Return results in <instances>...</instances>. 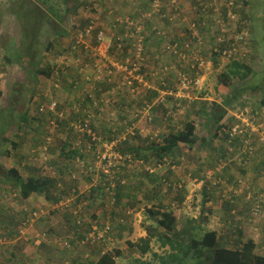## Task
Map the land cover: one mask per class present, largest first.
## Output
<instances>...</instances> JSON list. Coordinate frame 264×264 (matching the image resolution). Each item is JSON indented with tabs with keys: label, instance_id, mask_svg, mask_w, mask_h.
Returning <instances> with one entry per match:
<instances>
[{
	"label": "rangeland",
	"instance_id": "rangeland-1",
	"mask_svg": "<svg viewBox=\"0 0 264 264\" xmlns=\"http://www.w3.org/2000/svg\"><path fill=\"white\" fill-rule=\"evenodd\" d=\"M51 1L56 11L64 14L66 6L70 11L64 15L65 18L58 34H53V31L46 24L41 26L42 53L39 59L40 66L41 68H52L54 74H52L51 78H47L42 75L36 76L31 72L32 70L28 71L26 66L7 63L6 58L11 52L16 53L18 51L23 40L21 23L14 12L17 5H20V0H0V82L3 93L0 97V264H60L62 261L71 258L72 260L75 259L76 256L73 253L84 250L74 247L55 249L56 246L54 244L52 248H45L38 245L37 241H40L39 239L43 235H47L46 231L48 233L50 231L53 232L63 239L62 241L66 240L67 236L71 237L70 235L73 232L68 224H71V222L78 223V220H81V223L108 221L116 227V234L113 238L114 243L109 251H119L121 253V256L116 258L117 264H144V262L154 264V258H151V253L148 256H143L137 246L146 227L153 225V221L147 211L154 210V189L158 190L155 198L157 196L158 199H162L161 201L166 199L168 203L170 200L173 201V197L178 196L177 194L184 197V194L187 195V192L190 193L189 191H191L192 198L188 204L183 205L180 202L173 201L176 203L174 208L180 213L179 219L181 221L186 222V220H189L191 224H193V221L210 222L209 216L212 215L214 217L215 215L217 220L214 219L216 223H213V226L220 235L229 230L231 226L233 227L232 222L235 221L236 227L243 229L245 241L253 239L259 246L258 253L263 254L264 248H260V244H263L264 241V199L262 201L263 214L255 217L251 212L254 199L247 197L248 203L243 191L240 189L234 193L237 198H233L229 209L220 208L221 200L215 203H212V200L204 201L201 190L208 184L209 189L217 191L218 184H216V181L220 182L219 179L215 180L214 178L215 173L221 172L217 170V165L220 162L215 157L224 153H219L220 155L213 154L211 146L217 152H219L218 149H221V151L226 149L228 153L227 134H219L218 139H214L215 123L210 124L208 117L205 115L210 113V111H216L213 110L215 103H223L226 97H231L233 94L237 95V93L240 95L242 92V95L237 100L233 98V106L229 108L235 113V117L228 116L223 123L228 128L235 127L239 123L237 116L240 113V109L248 107L250 111L259 113L256 123L259 130L260 126L262 127L264 133V106H261V102L264 100V0H223V4L227 6L230 12L226 19L220 14V10L217 13L212 11L208 14V21L211 24L214 23L215 27L220 30L222 25V29L226 31V34L229 33L232 38L237 37L240 24H243L249 30L244 31L247 35L242 44L241 53L236 59L241 64L244 63L250 67L251 73L248 74L245 80L232 79L233 88L223 86L219 83V77L228 70L229 61L221 58L220 61L218 60L220 66L214 68L210 59V49H208V46H203L202 53L206 65L200 71V74L204 77V82L202 90L193 94L195 99L193 103H200L198 106L201 110H206V112L202 114L201 110L197 112L191 110V117L188 116V118L196 117L197 123L198 121L200 122L198 124L200 129L197 131L198 138L201 139L206 135V137L209 136L207 140L213 138V143L208 146L210 149L202 147L200 150L191 151L189 148H185L183 154L176 159L179 165H172L171 167L166 165L164 166L165 170H161L155 175L157 176L156 178H164L166 176L167 180L171 178V175L173 176L172 183L168 180L165 185L162 181L160 186L154 184V172L150 174L146 171V167H151L153 170L156 169L154 168L156 166L154 165L153 156L146 151V147L154 143V135L161 133V135L167 136L169 134L170 131L164 129L166 122H168L164 121L165 114L169 113V116H173L172 124L175 132L183 130L185 126L183 123L186 121H177V119L179 115L182 116L185 112H188L192 105H189L188 101L178 105L175 99L170 98L167 108H162L163 106L160 108L156 107L158 109L154 117V109L152 113H146L142 109V106L148 101H151V103L154 101L152 92L143 88L136 90L134 93L131 92L128 87L121 84L123 83V77L119 73H115V83H110L108 76H106L105 65L102 63L98 65V62L92 56L91 50L83 51L80 49L78 53H74L72 50L76 35L75 29L83 28L89 19L97 18L98 26L104 31L107 40L115 44L112 38L113 33L116 35L122 34V32L123 35L126 34L125 27L123 28L124 31L120 30L119 27L115 28L116 20L132 16L137 21L140 19V12L151 14L150 10H152L153 1L78 0L76 3L69 1L67 5H63L62 0ZM205 1L209 2L210 0ZM199 2H202V0H180L179 10L181 8L182 10L188 9L181 14L179 13L180 16H178L169 11L171 8L169 6L170 2L164 0L162 2L163 10L165 9L167 11L166 14L169 16L175 15V21L154 17L153 15L151 17L152 20L148 21L144 26L143 35L146 39V45L144 46L145 61L142 64V68L144 75L148 78L150 77L153 84L159 76H152L151 73L154 72L158 75L167 73L164 69L165 67H169V70L172 68V72L182 68L191 77L197 76L196 70L192 71L191 69V66L195 65L196 62L189 60L181 63L170 56L165 51V47L173 40L184 42L185 39L186 41L189 39V34L193 32L188 31L195 23L193 21L194 18H197L192 12H195L194 7ZM74 4L79 6L77 10H74ZM223 4L220 6L222 7ZM93 7H96L97 11L92 9ZM47 11L46 7L41 8V12L44 13L45 17L47 15L46 20L57 19L50 11L49 13L51 14H47ZM156 26L161 30L163 36L158 35L154 31ZM215 27L208 28L207 25L203 33H201V29L198 31V35L204 43L217 35ZM195 35L197 36V34ZM49 43L53 47L47 50ZM88 43L90 47H95L96 38L90 39ZM126 51V53H134V48L127 45ZM111 56L117 58L118 54L116 52L111 53ZM190 56L191 59L195 58L191 53ZM95 64L98 66L95 67ZM61 72L63 74L58 77L60 79L65 77L67 83H64L65 86H61V89H57L54 77L56 73L60 74ZM244 72L246 71L243 70L242 73ZM168 76L173 77L172 87L174 86L173 89H175L177 81L174 74L167 73ZM157 82L156 85L160 87L162 82ZM73 85H76V88L73 89ZM257 87H261L263 90L257 91ZM70 90L75 96L73 113L70 114V110H68L69 113L65 112L62 120L67 122V124L64 127L57 126L53 128L54 125L58 124L59 120H62L55 121L56 116L49 115V113H41L40 109L42 106L56 101L54 98L55 93L63 91L62 96H66L71 93ZM233 90L236 92L233 93ZM121 97L122 101H127L130 106H133L134 111H132V114H139L140 111L142 118L140 128H129L130 122L128 119L124 120L127 116L123 112L120 114V111H118L116 101H120ZM62 101L59 102L67 109L69 107L65 103L67 98L63 97ZM205 105L209 107L206 108ZM23 115H26L29 121L22 122ZM83 117L90 121L94 134L100 138L98 145L88 141L87 132L73 129V126L75 127ZM101 118H110L113 121L112 124L114 126L110 131L114 135L103 130L104 128L101 127L103 120ZM52 122L54 125H52ZM121 130H124L123 134L120 132ZM135 131L140 134L135 136ZM48 137L51 138V142L48 145V149H44L45 144H42V140L46 142ZM112 137H121L122 141L130 140L129 145L139 149L142 154L150 155V161L142 164L130 152L135 162L118 163L115 173L112 170L109 176H105L99 168L94 173L87 172L82 174L75 163L77 158L67 161L62 155L64 143L67 141L78 147L79 150H86L81 155L86 168V165H91L93 162V154L91 153L93 149L88 150V147L93 146L94 149L97 147V151L104 152L105 145L109 146L111 143L108 144L103 139ZM160 139L158 138L159 142L157 143L162 142ZM258 139L260 138H257L259 142ZM256 144L254 140V145L257 148L256 154L252 159L254 161L252 162L251 160L244 170L235 164L232 165L233 170L226 178V181L230 177L236 178L234 182L242 181L241 187L245 186V188H250L254 192L264 188V145H258L257 142ZM186 149H189L188 152ZM205 151L209 152L206 156L203 154ZM182 157L184 160H182ZM221 161L225 162V159L222 157ZM10 168H17L24 179H28L30 176L54 179L59 188V191L57 189L53 190L54 195L55 193L57 194V197H54L59 199V204L54 202L55 199L49 201L44 196L39 195H33L28 200L22 199L19 188L14 189L13 187L14 183L10 187L9 185L5 186V182L3 183L5 178L2 175L5 174L4 171ZM38 168L41 169L40 174L37 170ZM69 169L77 173L75 179L70 176ZM233 171L234 173L236 172V177L233 175ZM170 173L171 175H169ZM209 175L212 177L211 180H207ZM194 180H207L206 183H208H205L206 185L203 187L197 188ZM221 182L224 183L223 180ZM233 184L232 182L225 185L231 188ZM111 185L115 186L112 191ZM108 186H110L109 191L105 190ZM96 187L97 189L95 190L101 189L97 193L93 189ZM119 187H122L121 190L123 191L129 190V192L123 195L121 205L117 206V196H119L117 191ZM73 188L76 191L75 194L74 191L71 192ZM229 188L225 187L226 191ZM114 195L115 201L113 200ZM133 195L134 199H131L130 196ZM76 211L77 214H75ZM128 212L131 213L129 214ZM33 213L37 214L36 219L30 218L31 221L26 222L27 225H21V221L24 218L28 219ZM9 215L16 218L13 223H10L9 220L7 221V216ZM233 215H235V218ZM242 217H246V219ZM122 219L127 222L125 225L127 228L126 230L121 229V235H118V230L123 227L119 228V225L122 224ZM66 221L69 222L67 223ZM138 227L141 228V231L137 230ZM208 227L209 230L213 229L210 225ZM208 227H203V229L207 230ZM85 228L86 226L77 235L81 233L88 234L89 232H86L87 229ZM19 230L20 233H18ZM6 231L13 233L12 239H4L3 236ZM155 247H157V243ZM88 250L94 257V259H91L96 260L97 257L94 254L96 250L94 248L86 249V251Z\"/></svg>",
	"mask_w": 264,
	"mask_h": 264
},
{
	"label": "trees",
	"instance_id": "trees-1",
	"mask_svg": "<svg viewBox=\"0 0 264 264\" xmlns=\"http://www.w3.org/2000/svg\"><path fill=\"white\" fill-rule=\"evenodd\" d=\"M62 1H63L62 2L63 5H67L69 1L76 3L78 0H62ZM150 1L152 2L153 0ZM22 2L25 4L22 5L23 4ZM221 4H223V0H210L209 2L202 0V2L196 3V6L194 7L195 12H192V14L195 15V17L197 18H194L193 21H195V23H201L206 21L208 28L215 27L214 23L211 24L208 21L209 19H207V16L208 14H210V12L214 11L215 9H219L221 11L220 14L223 15L224 18L226 19L229 14V9L227 8V6H225V4H223V6L221 7L220 6ZM201 5H203L205 8ZM42 7H46L48 9L47 14L52 13L57 19L55 20L53 18L51 20L50 19L46 20L47 15L45 17L44 13L41 12ZM78 8L79 6L76 5L74 10H77ZM92 9H95L97 11L96 7H93ZM186 10H187L186 8L183 10L181 8L179 10V13H183ZM49 11L51 13H49ZM69 11L70 9L67 6L64 14H62L59 11H56L55 6L53 5L51 0H20V5H17V8L14 12L19 18L21 23L23 40L21 41L18 51L16 53L11 52L10 55L6 58L7 63L9 64L15 63L26 66L27 70L28 71L32 70L31 72L34 73L36 76L42 75L47 78H51L53 74V69L50 67L41 68L39 61L42 53V49H41L42 43L40 36V32L42 31L41 26L42 24L43 25L46 24L51 29V31H53V34H58L59 29L61 28L65 18L64 15L66 13H69ZM163 12L165 14L167 13L165 9L163 10ZM95 22H97V18L93 17L92 19H89L87 24L79 30H83L87 28L90 24ZM216 29H217L216 31L217 35L215 37H211L212 39L215 40L218 36L220 37L222 36L221 30L218 28ZM75 30L77 31V29ZM245 30L249 31L246 28V26L240 24L237 31L238 35H240ZM201 33H203V31ZM212 39L206 41L204 44V47L208 46V49H210L209 52L212 51L211 50L212 48L214 49V44H213L214 42L212 41ZM185 41L186 39L184 40V42L173 40L170 42V44L174 45L175 43H178L180 51H184ZM226 45L228 46L229 43H226ZM51 47H53V45L49 43L46 49L50 50ZM210 59L213 62L214 68L220 66L218 60L219 61L221 60V55L214 52V55L211 56ZM227 66L229 68L227 71L221 74V76L219 77L220 80L219 83L228 88H233L232 86L233 84L231 83L232 79L238 78L239 80H245L247 79L248 74L251 73L250 67H248L244 63L241 64L235 58H232ZM243 70L246 72L242 73ZM170 74H174L176 79V73H170ZM161 76L163 77V75ZM165 76H166V80H168L167 75ZM157 88H162V85ZM256 90L262 91L263 88L257 87ZM236 91H238V89H236ZM236 91L233 90V93H235ZM150 92H152L151 93L152 95L155 94L154 96V100H155L158 97L160 91H155V92L150 91ZM240 95H242V92L240 93ZM240 95H238V93L237 95L233 94L231 97H226V99L223 100V103H215V104L213 103L214 104L213 110L216 111L213 112L210 111V113L205 114L210 120L209 121L210 124L215 123V128H216L215 137H218L219 134L223 135L225 133L224 130L228 129V126L222 124V121L227 116L229 108L233 106L234 103L233 98L237 100L240 97ZM1 96H2V92H1V82H0V97ZM205 106L206 108L209 107L208 105ZM261 106H264V100L261 102ZM200 112L204 114L205 110L202 109ZM252 112L253 114L256 115L257 118L259 113L257 111L255 112L252 111ZM167 117H168L167 121L169 122V124L172 125L173 116L167 115ZM27 121H29V118L26 115H23L22 122H27ZM196 133H197L196 124L194 122H189L184 126V129L180 131L178 130L175 132V130L172 129L171 127V131L167 136L154 135V140H153L154 143H152L151 145H147L146 147V151L148 153H151L150 155L153 156L152 158L154 159L155 162L154 165L156 166L154 167L156 168L153 176L154 184H158L160 186L162 181L163 184H165V182H168L166 176L164 178L162 177L156 178L157 176H155L161 170H165L164 167L166 166L164 162L166 160L165 158H167V160L171 162L170 167L172 165H179V162H177L176 159L180 157L181 154H183V150H185V147L193 151V150H200L202 147L205 148L206 146H209L210 143H213V138L207 140L208 141L207 142L205 139L204 140L199 139ZM158 138L159 139L161 138L160 140L162 142L157 143L159 142ZM227 138L229 140L228 135ZM110 140H112V138L106 139V141H110ZM42 141H43L42 144H46L44 140ZM88 141H91V139L88 138ZM129 142L130 141L120 144L119 149L117 150L122 154H127L128 152L129 153L131 152V154L135 156L136 160L142 159L143 162L148 163L151 159L150 155L142 154L139 149L131 147L129 145ZM72 146H73L72 143L68 141L64 143L62 149L63 151L62 155L66 158L67 161L73 159V157H75L77 154H80L79 150L75 151V149H71ZM66 150L68 152H66ZM213 154H219V152L216 151L213 152ZM229 156L230 154L227 153L225 149L223 155H220L215 158L218 162H221L222 157L226 160V158H229ZM234 164L235 163L232 162L227 167L222 169L220 173L214 174L215 180L219 179L220 180L219 184H222L224 186L220 187V190L213 191L214 193H211L210 195H208V192H206V196H208L206 197V201H209L210 198L212 199V197H215L217 199H215L214 202H217L218 200L219 201L223 200L224 202L227 203L225 205L223 203L222 206L225 207L224 209H229L233 198L236 197V195L234 194L235 191L237 192V190L240 189L241 191H243L244 195H248L247 189L244 187L241 188L239 181L233 182L234 184L233 187H231V189L229 188V186H226L224 183L221 182V180L223 181L227 180L226 178L229 175V173L232 172L233 170L232 165ZM235 165L239 166L237 164ZM239 167L242 168L243 170L246 168V166H239ZM37 170L39 171L40 174L41 169L38 168ZM243 170H241L242 173H244ZM167 171L169 172V170ZM69 172H70V176H72L73 173H71L70 169ZM4 173L5 174L2 175V177L5 178L6 180L5 181L2 179L3 183L5 182L4 185L5 186L9 185L10 187L12 183H14L13 187L14 189L19 188L20 196L22 197V199L28 200L33 195H39V196H44L49 201L55 199L54 202L59 204L58 203L59 199L54 197V196L57 197V194L55 193L54 195L53 190L57 189L59 191V188L57 187V182L54 179H48L46 177H36V176H31L28 179H24L17 168H10L7 171H4ZM226 183L231 184L232 182L226 181ZM225 187L229 188L228 191H226ZM121 188L122 187H119V189ZM207 188H208V184L204 186L202 190L203 191L207 190ZM93 189L95 190L97 188H93ZM100 190H95V193L99 192ZM73 191H75L74 188L71 190V192ZM118 194L120 196L122 195L119 191ZM177 195L178 196H176L173 199V201H176L177 203L180 202L183 204L182 196L180 194ZM120 196H117V200H118L117 206L119 205L120 202V198H121ZM130 197L134 198V196H130ZM260 197H261L260 192H256L253 195L255 202H257L260 199ZM161 200L162 199H158L157 197L156 203L154 205V210L147 211L149 217L153 221V225L146 227V232L148 235L146 238L141 239L140 243L137 245L141 255L146 256L148 253L152 251L151 243L154 241L155 243L160 244L161 247L163 248L169 247L170 250V253L165 257H157L156 255H154L155 259H158V261H160V264H264V250H263V254L258 253L259 246L253 239H248L247 241H245L243 229H241L238 226L236 227L235 221L232 222L233 227L231 226L229 230L225 231L223 234L220 235L216 231L209 230L207 224L208 222L193 221V224H191L189 220H187L186 222L181 221L179 219L180 213L177 211V209L174 208L176 206V203L173 202L172 200H170L169 203L168 202L164 203ZM35 213H33L30 217H28V219L24 218L23 221H21V225L22 224L24 225L26 222H28L30 218L33 219ZM234 216L235 215H233V217ZM8 220L10 223H13V220H16V218L13 217L12 215H9L7 216V221ZM69 226L73 230L72 234L70 235L71 237L67 236L66 239L67 241H69V246L84 250L85 247H81L77 245L84 238L82 233L80 235H77V233L79 231H82V229L76 224V222H74V224H69ZM203 227L204 228L208 227V229L204 230ZM5 233L6 234H4L3 236L4 239H12L13 233H8V231H6ZM18 233H20V230ZM46 234L47 235L45 237H40L39 239L41 241L40 244L41 247L43 246L45 248H52L54 244L56 246L55 249H62L56 243L55 240L56 238H58L59 240H63V239L59 238L56 234H54L51 231L49 233L46 231ZM260 245H261L260 248L262 247L264 248V241L263 244ZM94 249L96 250V253L94 254H96L97 258L96 260H93V262L88 264H117L116 258L121 256V253L119 251H107V253L103 255L102 254L103 246L101 245L95 246ZM77 252L82 254L81 259L83 260H90L91 258H94L92 256H90V258L85 257L84 255L85 251H77ZM75 263L84 264L83 262H81L79 257L77 258ZM46 264H52V263H46ZM144 264H151V262H144Z\"/></svg>",
	"mask_w": 264,
	"mask_h": 264
},
{
	"label": "built area",
	"instance_id": "built-area-1",
	"mask_svg": "<svg viewBox=\"0 0 264 264\" xmlns=\"http://www.w3.org/2000/svg\"><path fill=\"white\" fill-rule=\"evenodd\" d=\"M164 0H153L152 10L151 14H143L141 12V16L139 20H135L134 17L128 16L125 19L119 18L116 20V26L119 27L120 30L124 31L123 28L126 29V34H118L115 33L112 34V38L115 41V44L113 45L111 42L107 40V36L105 35L104 31H102L98 23H92L87 28L80 30L76 33L75 39H74V45H73V51L74 53H78L80 49L89 50L90 46L88 41L90 39L96 38L97 44L93 48V56L98 62V65L103 63L105 65L106 70V76H108V81L112 84H114V77L115 73H119L123 79V84L125 87H128L131 92H136V90L143 88V89H154L149 82L146 79V76L143 73L142 64L144 63V51H145V43L146 39L144 37V26L147 24L148 21L152 20L151 17L154 15V17L162 18V19H168L172 21L175 17V15L172 17L168 14L163 13V2ZM169 6L171 7L169 9L170 12L180 15L179 14V2L180 0H168ZM203 6V5H201ZM231 6V5H230ZM204 7V6H203ZM205 8V7H204ZM219 9H215L214 12L217 13ZM230 15V12H229ZM207 27V22H201V23H194L192 27H190L189 32H193L189 34V39L185 42L184 51H180L179 44L175 43L174 45H171L170 43L165 47V51L172 55V57L176 58L179 62H188L189 60L192 62H196L195 65L191 66L192 71L197 72L196 77H191L188 75L187 72H185L184 69L180 68L176 70L174 73H176V88L175 89H167L168 91H164L163 93L160 91L158 97L151 103L147 102L142 109L146 113H151V111L156 108L159 105H163L168 97H175L176 99H186L189 103L194 102L193 94H195L196 91L202 90L204 77L200 74V71L205 67L206 62L202 53V47L204 46V41L199 37L198 31L201 29V32L204 31V29ZM197 28V29H196ZM196 29V31H195ZM154 31L157 32L158 35H162L161 30L156 27H154ZM221 33L222 36H218L216 40L214 39V49L212 48L211 52L209 54L211 56L214 55V52L221 55V58L230 61L232 58L236 57L238 54L241 53V47L242 44L245 41V36L247 33L242 32L240 35H237V37H230L229 33L226 34V31L222 29L221 25ZM131 32V33H130ZM196 32V33H195ZM197 34V36L195 35ZM163 36V35H162ZM234 40V41H233ZM228 41V42H227ZM132 43V44H131ZM226 43H229L227 46ZM129 45L134 48V53L129 52L126 54V46ZM115 50V52L118 54L117 58H113L111 56L112 50ZM190 53L194 59H191ZM98 65H95L98 66ZM167 73L172 72L169 70V67L164 68ZM170 71V72H169ZM166 73V74H167ZM118 85V83H117ZM116 85V86H117ZM60 102L59 101H52L47 105H44L41 107L40 112L41 113H49L51 115L56 116V118L62 119L63 114H65L64 111H60ZM250 108L244 107L240 109V113L237 116V119L239 120L238 125H236L233 128L225 129V133L229 136V140L227 143V150L230 154L229 158H226L224 163H219L217 166L218 171H222L225 167H227L230 163H235L239 166H248L250 161L254 158L257 148L254 145L256 142L258 145H264V133L262 131V127H257L256 123V115L253 114L252 111L249 110ZM140 113V111H139ZM235 114V113H234ZM233 114V116H234ZM235 117V116H234ZM256 125V126H255ZM136 129V125H131L129 128ZM73 129L76 131L81 132H87L88 137L91 139L93 144L98 145L100 138L97 137L96 134H94L90 121L87 118H81L79 123L74 127ZM262 131V132H261ZM123 134V133H122ZM136 134V133H135ZM134 134V135H135ZM222 135V134H220ZM257 138L259 142L257 141ZM106 141V139H103ZM126 140V138H124ZM51 142V138L48 137L46 139V144L44 145V149H48V145ZM108 144L111 143L109 146L105 145V151L100 152L96 149H93V146H89L88 150L93 149L94 152H91L95 155L93 162L91 165H86V168L84 166V162L82 161L81 155L86 150H79L78 147H75V145L72 146L71 149H75L76 151L79 150L81 153L78 154L75 158V163L78 165L80 169V173L84 174L87 172L94 173L97 171V169H101L103 174L105 176H109L110 172L113 170L115 173V168L117 167L118 163L126 162L131 163L132 161L135 162V159H133L132 155L130 153L122 154L117 150V148L122 144L121 137H114L112 140L107 141ZM91 145V144H90ZM257 145V144H256ZM117 151V152H116ZM254 160H252L253 162ZM166 165H170L171 162L169 160L164 161ZM144 162L142 161V164ZM103 165V166H102ZM175 168V166H173ZM156 169H152L151 167H146V171L150 174H152ZM73 178L75 179L77 177V173L72 174ZM212 177L209 175L207 177V180H211ZM207 180H194V183L196 187H202ZM97 188V187H96ZM105 188V187H104ZM110 186L105 188V190L109 191ZM111 191L115 189L114 185H111ZM75 193V191H74ZM113 200L115 201V195L113 197ZM129 214L131 212H128ZM252 213L255 217H258L262 214V209L259 203H256L252 207ZM77 214V211L75 212ZM37 214L34 215V218L36 219ZM76 224L84 230L87 229L86 232H89L88 234L83 233L84 238L77 244L78 246L85 247L84 248V255L85 257L90 258L91 253L90 251H86V249L89 248H95V246H103V252L102 254L107 253L111 249L114 243L113 239V228L114 225L108 221H101V222H89V223H81V220H78V223ZM27 225V223L24 224V226ZM22 232V231H21ZM46 235H43L42 237H45ZM56 243L63 249V248H70L69 241L67 240H59L56 238ZM2 243V241H1ZM37 244L40 245L41 241H37Z\"/></svg>",
	"mask_w": 264,
	"mask_h": 264
},
{
	"label": "crops",
	"instance_id": "crops-1",
	"mask_svg": "<svg viewBox=\"0 0 264 264\" xmlns=\"http://www.w3.org/2000/svg\"><path fill=\"white\" fill-rule=\"evenodd\" d=\"M186 9H188V8H186ZM159 25V24H158ZM160 26V25H159ZM103 64V63H102ZM96 65V64H95ZM63 73L61 72L60 74L59 73H56V76L54 77V81H55V84H56V88L57 89H61V86H65L64 85V83L66 84L67 82V80L65 79V77H63L62 79H60L58 76H60V75H62ZM173 78V77H172ZM172 78H170L169 76H168V80H166V78L165 77H162V76H160L158 79H157V81H161L162 82V84H163V87L162 88H157V87H159L158 85H156L158 82L157 81H154V90L155 91H161L162 93L164 92V91H168L167 89H169V88H173L172 87ZM155 80V79H154ZM168 81V82H167ZM73 84H74V82H73ZM76 85H77V83H76ZM76 85H73V89L74 88H76ZM176 85V84H175ZM171 86V87H170ZM66 89V88H65ZM64 91V90H63ZM63 91H59V92H57V93H55V96H54V98L56 99V100H59V101H62V99H63V97H66L67 98V101H65V103L66 104H68L69 105V107L66 109V107L62 104V103H60L61 104V106H60V111H64V112H67V113H69V111L68 110H70V114H72L73 112V110H74V108H75V105L73 104V101H74V99H75V96L73 95V92H72V90H70L71 91V93L69 94V95H64V96H62L63 95ZM154 91V92H155ZM1 92H2V90H1ZM2 95H3V93H2ZM62 96V97H61ZM154 96H155V94H154ZM170 98H173V99H175V101H176V103L178 104V105H181V104H184L185 102H187L188 100H186V99H176L175 97H168V99L166 100V102L163 104V105H159L158 107L160 108V107H162V108H167V104H168V100L170 99ZM63 102V101H62ZM117 102V107H118V111H120V114H121V112H123V114H125L127 117L126 118H124V120L125 119H128V121L130 122H128L129 123V125L131 126V125H136V128H140L141 127V125H140V123L142 122L141 121V115H140V113L139 114H132V111H134L133 110V106H130L128 103H127V101H122V97H121V99H120V101H116ZM195 102V101H194ZM146 104H148V103H146ZM145 104V105H146ZM198 104H200V103H189V105H192V107H191V109L188 111V112H185V114L184 115H179V118L177 119V121L179 120V121H186L185 123H183L184 125H186L187 123H189V122H194L195 124H196V126H197V131L200 129L199 128V121H198V123H197V118L196 117H192V118H188V116H190L191 117V114H190V111L191 110H193L194 112H197V111H200L201 110V108L198 106ZM145 105H143V106H145ZM109 106V105H108ZM158 108H154V117L156 116V110H157ZM205 112H206V110H205ZM204 112V113H205ZM151 113H152V111H151ZM182 113V112H181ZM69 114V115H70ZM169 114V113H168ZM168 114H165V120L164 121H167L168 120V117H167V115ZM50 115V114H49ZM64 115L65 114H63V116H62V119H63V117H64ZM140 115V116H139ZM152 116H153V114H152ZM175 118V117H174ZM61 119V120H62ZM102 119V118H101ZM57 120H59V118H56L55 119V121H57ZM103 121H102V125H101V127H103L104 129L103 130H105V129H107V130H105L106 132L108 131V133L110 132L112 135H113V133H112V131H110L111 129H112V127L114 126L113 124H112V120L110 119V118H104V119H102ZM109 120V121H108ZM123 120V121H124ZM196 120V121H195ZM210 121V120H209ZM67 124V122H64V120H62V121H58V124H56V125H54V123L52 122V125H54L53 126V128H56L57 126H63L64 127V125H66ZM171 127H172V129L174 128V125L172 124H169L168 122H166V125L164 126V129H168L169 131H171ZM180 128V127H179ZM180 131V130H179ZM121 133H123L124 132V130H121L120 131ZM159 132V131H158ZM135 133H136V135L135 136H137L138 134H140L138 131H135ZM160 135H161V133H159ZM159 134H158V136H159ZM197 134V133H196ZM214 136V139H218V137L217 138H215V133L213 134ZM212 136V135H211ZM207 137H209V136H207ZM207 137H206V135H204V137H202L201 139H205L206 141H207ZM114 137H112V139H113ZM210 139V138H209ZM128 141H130V140H128ZM219 141V140H218ZM218 141H217V143H218ZM92 142V141H91ZM125 142H127V140L126 141H124V142H122V143H125ZM208 142V141H207ZM93 143V142H92ZM210 146V145H209ZM207 148H208V146H206ZM212 147V151L213 152H216V149L213 147V146H211ZM185 148H187V147H185ZM94 149V148H93ZM208 149H210V148H208ZM215 149V150H214ZM187 150V152H188V150L189 149H186ZM76 151V150H75ZM209 151V150H208ZM218 151H219V153L220 154H222V153H224V151H221V149H218ZM63 152V151H62ZM66 152H68L67 150H66ZM94 152V151H93ZM209 152H204L203 154H204V156H206L207 154H208ZM78 155V154H77ZM76 155V156H77ZM75 156V157H76ZM75 157H73V159L75 158ZM94 157H95V155L93 154V159H94ZM211 158H213V157H211ZM136 159V158H135ZM166 159V158H165ZM140 162H142L143 160L142 159H138ZM182 160H184V159H182ZM70 161V160H69ZM75 171L74 170H71V173H74ZM171 174V173H170ZM236 174V172L234 173V171H233V175H235ZM232 176V175H231ZM31 177V176H30ZM171 178L170 179H168L171 183H172V180H173V176L171 175L170 176ZM175 177V176H174ZM235 177H236V175H235ZM176 178H179V177H176ZM236 178H234L233 179V177H230V179H228V181L229 182H234V180H235ZM224 184H226V180H224ZM229 184V183H228ZM224 186V185H223ZM208 188H210V187H208ZM207 188V190H204V191H202V195H203V200L205 201L206 200V197H208V196H206V192H208V195H210L211 193H214L211 189H208ZM231 189V188H230ZM216 190H220V187L218 188L217 187V189ZM224 190V189H223ZM122 195L120 196L119 194V196L121 197L120 198V202H119V205H121V203H122V201H121V199H122V197H123V195L125 194V193H127V192H129V190L128 191H123V190H121V189H119L118 190ZM118 191H117V193H118ZM158 192V190H155L154 189V196H155V194ZM166 192V191H165ZM190 193H188L187 192V195L186 194H184V197L182 196V202H183V205H186V204H188L189 202H190V200H191V198H192V192L191 191H189ZM76 193V192H75ZM217 195H219V194H217ZM134 196V195H133ZM201 196V195H200ZM156 198H157V196H156ZM156 198L154 197V202L156 203ZM173 198H175V197H173ZM131 199H134L133 197H131ZM215 199H217V198H215V197H212V199L210 198V200H212V203H215L214 201H215ZM163 202L164 203H166V202H168V200H166V199H164L163 200ZM220 202H222V204L224 203V205L227 203V202H224L223 200H221ZM136 203H137V200H136ZM222 204L220 205V208L221 209H224L225 207L224 206H222ZM217 218V216H215L214 215V217H212V215H210L209 216V220H211L210 222H208L207 224H208V226L210 225V227H212L213 229L211 230V231H216V232H218L217 231V229L213 226V223H216V221L215 220H217L216 219ZM243 219H246V217H242ZM128 219V218H127ZM215 219V220H214ZM207 220V219H206ZM187 221V220H186ZM67 223L69 222V221H66ZM198 222H201V221H198ZM220 222V224H222V222L221 221H219ZM243 222V221H242ZM121 223L122 224H120L119 225V228L121 227V226H123V227H121L119 230H118V235H121V232H120V230L122 229V230H126V228H127V226H125L126 224H127V222L124 220V219H122L121 220ZM140 223V222H139ZM70 224V223H69ZM68 224V225H69ZM71 224H74V222H71ZM195 224V223H194ZM198 224V223H197ZM221 226V225H220ZM115 228L116 227H114V229H113V238H114V235L116 234V231H115ZM137 228V227H136ZM138 231H141V228L140 227H138V229H137ZM123 233V232H122ZM147 232H146V230H145V232H143L142 234H141V239H143V238H146L147 237ZM140 239V240H141ZM155 245H156V243L153 241L152 243H151V248H152V251L150 252L151 253V258L153 257L154 258V264H160V261H158V259H155V256L154 255H156L157 257H165L166 255H168L169 253H170V250H169V247H165V248H163V247H161V245L160 244H157V247H155ZM71 253H73V252H71ZM149 254V253H148ZM148 254H147V256H148ZM73 255H75L76 256V258L75 259H73L72 260V258L71 259H69V260H66V261H62L60 264H76L75 262H76V260H77V258L79 257L80 258V260H81V262H83L84 264H88V263H91V262H93V260L92 259H90V260H83V259H81V256H82V254H79L77 251L76 252H74L73 253ZM104 255V254H103ZM94 259V258H93Z\"/></svg>",
	"mask_w": 264,
	"mask_h": 264
},
{
	"label": "clouds",
	"instance_id": "clouds-1",
	"mask_svg": "<svg viewBox=\"0 0 264 264\" xmlns=\"http://www.w3.org/2000/svg\"><path fill=\"white\" fill-rule=\"evenodd\" d=\"M78 31H80V30H77L76 31V33L78 32ZM114 40V39H113ZM115 42V41H114ZM213 42H214V39H213ZM96 44H97V41H96ZM73 45H74V43H73ZM114 45V44H113ZM90 46V45H89ZM96 46V45H95ZM93 48L94 47H90V49L89 50H85V49H81V50H83V51H90L91 50V53H92V56H93ZM72 49H73V47H72ZM112 53H115V50L113 49L112 50ZM239 55V54H238ZM237 55V56H238ZM236 56V57H237ZM236 57H234L235 59H236ZM93 58H94V56H93ZM95 59V58H94ZM96 60V59H95ZM237 60V59H236ZM238 61V60H237ZM178 62V61H177ZM230 62V61H229ZM165 65V64H164ZM171 73H174V72H171ZM165 75H167L166 73H164ZM164 74H162L163 75V77H165L166 78V76L164 75ZM151 75L152 76H161V75H158L157 73H151ZM146 79H147V81L149 82V84L154 88V84L151 82V80H150V77L148 78V77H146ZM161 85H162V87H163V84L161 83ZM150 91H155L154 89H149V92ZM233 111L232 110H230L229 109V111H228V114H227V116L226 117H228V116H233ZM225 117V118H226ZM225 121V119L222 121V124H225V123H223ZM184 147V146H183ZM183 159V158H182ZM220 182H216V184H218V187H222L223 185L222 184H219ZM223 183V182H222ZM240 184L242 185L243 183H242V181H240ZM203 187V186H202ZM209 187V186H208ZM242 187H244L245 188V186H242ZM241 187V188H242ZM247 189V191H248V195H245V199L247 200V197H252L253 198V195L256 193V192H254L253 190H250V188H246ZM201 191H203V190H201ZM236 192V191H235ZM234 192V193H235ZM258 192H260L261 193V197H260V199L257 201V202H255V200H254V202H253V204H252V207H253V205L254 204H256V203H259L260 204V206H261V209H262V214H263V207H262V201H263V199H264V188H263V190H260V191H258ZM254 199V198H253ZM247 202L249 203V200H247ZM252 207H251V212H252ZM114 229V228H113Z\"/></svg>",
	"mask_w": 264,
	"mask_h": 264
},
{
	"label": "bare ground",
	"instance_id": "bare-ground-1",
	"mask_svg": "<svg viewBox=\"0 0 264 264\" xmlns=\"http://www.w3.org/2000/svg\"><path fill=\"white\" fill-rule=\"evenodd\" d=\"M153 3V2H152ZM141 13V12H140ZM164 13V12H163ZM144 14V13H143ZM136 15H138V14H136ZM178 16H180V15H178ZM173 17V16H172ZM180 18V17H179ZM177 19V18H176ZM174 20V19H173ZM175 21V20H174ZM189 32V31H188ZM205 35V34H204ZM146 45V44H145ZM203 48V47H202ZM127 54V53H126ZM189 64V63H188ZM191 64V63H190ZM193 65V64H192ZM171 89V88H170ZM173 89V88H172ZM147 119V118H146ZM91 142V141H90ZM153 174V173H152Z\"/></svg>",
	"mask_w": 264,
	"mask_h": 264
}]
</instances>
